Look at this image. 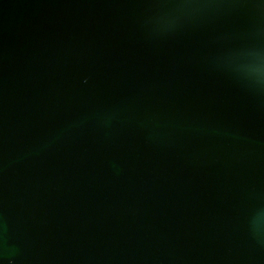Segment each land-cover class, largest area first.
Masks as SVG:
<instances>
[{"label": "water", "instance_id": "obj_1", "mask_svg": "<svg viewBox=\"0 0 264 264\" xmlns=\"http://www.w3.org/2000/svg\"><path fill=\"white\" fill-rule=\"evenodd\" d=\"M0 264H264V0H0Z\"/></svg>", "mask_w": 264, "mask_h": 264}]
</instances>
